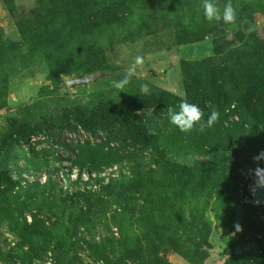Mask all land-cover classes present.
Returning <instances> with one entry per match:
<instances>
[{
  "label": "rangeland",
  "instance_id": "obj_1",
  "mask_svg": "<svg viewBox=\"0 0 264 264\" xmlns=\"http://www.w3.org/2000/svg\"><path fill=\"white\" fill-rule=\"evenodd\" d=\"M232 5L225 24L202 0H0V264H264V236L247 231L264 232V188L242 174L264 150V0ZM253 47L247 98L221 110L212 97L231 85L217 94L202 67ZM97 71L110 74L65 83ZM194 73L211 98H194ZM181 99L204 113L188 132L166 111ZM193 159L207 168L185 170ZM236 203L248 204L242 227Z\"/></svg>",
  "mask_w": 264,
  "mask_h": 264
},
{
  "label": "trees",
  "instance_id": "obj_2",
  "mask_svg": "<svg viewBox=\"0 0 264 264\" xmlns=\"http://www.w3.org/2000/svg\"><path fill=\"white\" fill-rule=\"evenodd\" d=\"M232 2V0H231ZM224 5L227 3L226 0H223L222 2ZM81 17L83 19H86L87 16L85 14H81ZM86 30L89 27V25H86ZM218 42H215V46L213 47L215 54H217V50H216V46ZM92 46H88L85 49L86 53H89L92 48ZM252 48V47H251ZM254 49H251L249 52L247 51H235L232 53L227 54L226 56H224V59L219 61L218 66H213V64H209V65H204V68L202 67L203 71L202 73L205 74V78L209 81V83L211 84L210 86H214L213 88L216 89L217 94H219L221 91L226 89V85H231V93H224V95L220 97H216L215 95L212 97L215 100H219L218 103H220L219 105L221 106V110L226 109L228 112H234L236 111V109L234 108L235 106H232L233 108H230L231 105H233L234 102L238 104H240V102H243L244 98L246 97V94L243 92L242 93V89L244 88V82L246 81V75L248 70H251V68H254L253 66H251V62L250 61L252 58L255 59L254 57H256V60H258V53L255 52L256 47H253ZM224 61V62H223ZM254 71V70H253ZM252 72V71H251ZM202 73H194L193 78H192V84L194 85L193 87V92H194V98H199V97H205L208 98L210 97V93L212 92V89L208 87H199V83H200V76ZM252 74V73H251ZM191 94V91H189L188 95ZM209 94V95H208ZM191 99V97H189ZM211 98V97H210ZM192 100V99H191ZM105 111L107 114H109L108 116H110L109 118H112L113 121H115L116 123L122 124L125 123L127 120V112L124 111L123 109H117V107H106ZM103 112V111H102ZM225 114V117L228 116V113ZM102 116H106L107 114L101 113ZM101 114L99 115H94V117H96V119H103ZM91 115H93L91 113ZM105 118V117H104ZM121 118V119H120ZM120 127L123 128V126L120 125ZM215 134V133H213ZM216 135H211V138H213ZM145 142L143 143H147V139L144 140ZM193 164L192 167H188L186 166L185 170H196V169H201L204 170L207 168V165H205V163H202L199 160L193 159L192 160ZM160 163V161H159ZM176 164L171 165L172 168H176ZM183 169V168H182ZM120 173L118 171H116L114 174H112L111 178H116L115 181H120L121 179L119 178ZM91 175H89V177L87 178V180L92 179ZM81 178V176H80ZM82 179V178H81ZM78 180H80L78 178ZM108 181V180H107ZM85 182V180H84ZM112 182V181H110ZM106 186L110 185L111 183L106 182ZM53 186H56L55 182H52ZM97 182H93L91 184H89V187H93V188H97ZM105 187V185L101 188L103 189ZM247 206L248 204H238L236 203L232 213L234 214V216L236 218L241 219V227L244 226V223L246 221V219L248 218V216H244L242 217L241 215L243 214V212L247 211ZM247 231H252L253 234L255 235H262L264 236V232L262 231L261 227L258 226L254 221H250V224L247 227ZM236 245V241L231 242V244H229V252L234 250V246Z\"/></svg>",
  "mask_w": 264,
  "mask_h": 264
},
{
  "label": "clouds",
  "instance_id": "obj_3",
  "mask_svg": "<svg viewBox=\"0 0 264 264\" xmlns=\"http://www.w3.org/2000/svg\"><path fill=\"white\" fill-rule=\"evenodd\" d=\"M202 9L204 18L209 21H222L225 24H231L236 21V10L232 5L231 0H227V3L221 9L214 0H202ZM143 62V58L137 56L135 58V64L140 65ZM135 75V68H130L119 81H114V86L117 89L123 91L125 86L131 81V78ZM140 92L144 95H149L151 90L148 83L140 85ZM179 111L167 108V115L169 123L179 128L180 131L188 132L201 121L204 113L202 109L195 103H189L187 100L181 99L179 104ZM219 112L215 109L211 110L207 116L206 124L200 125V131H204L205 127H213L219 120ZM252 161L254 167L248 168L246 171L242 170V174L246 178H253L257 187L264 188V167L261 166V161H264V150L253 155Z\"/></svg>",
  "mask_w": 264,
  "mask_h": 264
},
{
  "label": "water",
  "instance_id": "obj_4",
  "mask_svg": "<svg viewBox=\"0 0 264 264\" xmlns=\"http://www.w3.org/2000/svg\"><path fill=\"white\" fill-rule=\"evenodd\" d=\"M109 74L110 73L106 71H97L91 74H83L80 76L67 78L65 83L68 87H75L88 82H95L97 79Z\"/></svg>",
  "mask_w": 264,
  "mask_h": 264
}]
</instances>
